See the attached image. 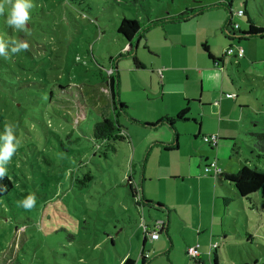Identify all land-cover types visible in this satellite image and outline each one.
<instances>
[{"label": "rangeland", "instance_id": "rangeland-1", "mask_svg": "<svg viewBox=\"0 0 264 264\" xmlns=\"http://www.w3.org/2000/svg\"><path fill=\"white\" fill-rule=\"evenodd\" d=\"M219 1L32 0L34 7L30 9L27 31L7 24L10 6H5L4 13L0 14V36L4 38L9 56L0 57V134L6 123L11 124L22 143L6 165L5 176L12 181L13 188L0 200V264H121L129 257L142 264L145 228L151 233L156 219L163 217L164 212L162 208L147 205L142 206V211L129 194L125 173L133 176V167L141 169L146 160L140 150L133 157L132 144H149L143 138L157 134L162 127L154 133L145 129L143 125L151 122L143 117L154 115L150 121L157 123L168 111L177 115L180 109H175L186 105L179 92L184 89L200 92L199 77L203 78L205 92L209 89L210 94L221 89L224 80L225 90H229L224 96L231 101L223 116L240 119L236 130L239 157L249 163L251 154L241 137L245 132L242 123L247 125L246 132L264 131V38L227 39L225 28L229 12L223 6H211ZM244 3L249 18L256 26L264 27V0H234L232 24L237 23L240 31L247 30L248 16L236 15L239 9L243 11ZM203 7L202 15L188 23L166 22L165 27H160L161 24L151 27L146 34L147 43L145 39L136 38L130 55L124 41L117 38V27L124 17L141 20L150 15L154 21L167 15L175 16L185 8ZM12 40L26 41L29 49L12 51L16 47ZM204 43L224 60L223 67L210 64L202 48ZM230 47L242 48L244 58L226 57L225 51ZM134 55L150 64L136 71ZM110 67L115 76L119 75L118 98L127 106V114L121 112L118 120L128 130L132 143L125 139L110 140V145L107 143L96 150L90 139L94 125L110 107L109 91L104 83ZM165 70L168 71L166 76L163 75ZM205 92L204 97L208 95ZM235 92L240 95L234 106ZM80 95L86 108L78 114L75 109L77 103H81ZM192 108L191 114L198 121L202 120L201 112L204 119L212 113L210 108L200 104L195 103ZM228 125L233 123H225L224 130ZM177 127L183 144L180 151L185 157L189 152L193 155L200 152L203 158H208L209 164L218 160L221 170L234 166L233 170L238 171L237 158L228 159L236 144L232 138L222 142L221 151L212 150L203 138H193L198 135V125L186 122L178 123ZM253 147L261 157L251 156L249 166L264 173V151L256 148V144ZM179 158L174 153L150 156L148 171L162 176L181 162ZM192 161L198 162L203 176V160L194 155ZM209 173L212 175H204L205 180L221 194L216 200V233L212 242L217 243L219 264H264V188L253 198L257 200L253 201L257 205L254 212L247 203L245 208L232 204L231 210L226 211L222 198L229 195L222 185L231 188L230 183L222 174L216 175L214 168ZM86 175L91 178L87 180ZM173 179L174 176L144 185L146 194L151 196L146 200L160 199L162 203L156 202L161 205L174 201ZM206 189L203 198L209 194ZM29 195L34 198L35 206L26 210L21 202ZM192 201L198 202L197 199ZM205 204L209 207L207 213H212L210 199ZM202 210L205 211L203 204ZM207 231L209 240V227ZM224 234L228 238H223ZM159 235L167 237L164 232ZM175 235L179 236L176 232ZM186 235L187 241L202 245V240L195 239L198 234ZM147 249L148 245L145 251ZM202 252H205L203 245ZM154 253L152 251L151 264H166L160 254ZM177 254L173 252L176 263L188 259V264H194L187 252ZM202 258L204 264H212L207 253Z\"/></svg>", "mask_w": 264, "mask_h": 264}, {"label": "crops", "instance_id": "crops-1", "mask_svg": "<svg viewBox=\"0 0 264 264\" xmlns=\"http://www.w3.org/2000/svg\"><path fill=\"white\" fill-rule=\"evenodd\" d=\"M202 13L196 17H200L202 15ZM166 17H169V16H166ZM166 17H164V18H166ZM229 18H231L230 15H229ZM166 22L162 23L159 26L165 27L164 24ZM186 23H188V22H186ZM155 26H157V25H155ZM146 43H147V41H146ZM148 49H149V47H148ZM150 49H151V47H150ZM150 49H149V51L152 54H154L152 52L153 50L151 49L152 50L151 51ZM209 49H210V47H209ZM204 53H206V52H204ZM157 54H159L160 56H163L162 53L157 52ZM159 55H157V57H159ZM206 56H207V54H206ZM139 60L143 64V68H140V69H145V65L150 64V62H146L145 59L139 58ZM208 61L210 62L209 58H208ZM224 64H225V62H224ZM167 72H168L167 70L163 71V75L166 76ZM199 78H200L201 83H202L201 91L197 92L196 90L184 89L183 91L179 92V95L186 102V105L181 104V106L178 107V109H175V107H174V109L176 111L179 109L181 111L182 109L188 107V113L186 115V118H187L186 120H176L172 127L169 125L171 128H173V130H174L173 132L168 127V125L165 123H159L158 125H155V126L143 125L145 129H150V130H152V132L158 130L160 127H162V129H160L157 132V134L143 138L144 141L145 142L147 141L149 144L141 143L138 146H135L134 142L132 144V146L134 147L133 153H132L133 157L138 150L142 151L146 156L145 166H143L144 168L142 167L141 169H138L136 166L133 167L134 168L133 169V176H134L133 179L140 185V188L142 189L141 193L143 194L144 199H146V198L151 199V196L146 194L144 185H146V186L152 185L154 180L167 179V178H171L173 176H174L173 181L175 183V186H173L172 194L174 193L173 195H175V193H176L174 201L172 200L171 203L166 204V205L163 203L164 207L162 208V211H161V212H164L163 217H159V219L157 221V222H159V224H161L164 227L161 231L164 232V235H166L167 237L166 238L165 237L164 238L159 237L156 240H153L150 238L152 241L148 240V238L147 239L144 238V241L142 244V249H141V254L142 253L149 254L150 258L145 260V262H142V264L143 263L144 264H151L150 259L152 257V251H155L154 254H160L161 255L160 258L165 260L166 264H188V262H189L188 259H187V261L182 260L181 263H178V260H177V263H176V257L173 256L174 251H176L178 254L181 252L186 253V252H188V248H191V247L196 245V244L194 245L193 240H190V241L186 240V238H187L186 234L187 233L192 234L193 236L195 234H198L199 237L197 236V237H195V239L196 240H202V245L205 247V252L203 253L202 252V245H199L200 246L199 247V251H200L199 260H200V262L195 263V261H193L194 264H204L205 261L202 258V255L206 254V253L209 255V259L211 260L212 264H214L213 263L214 258H216L218 261V255L217 254L215 257L216 250L211 253L209 247L217 244V243H212V242H214L213 237L215 236V233H216V219H215L214 214H215V210L217 207V201L216 200L218 199V196L221 194H219L217 192V188L214 185H210L207 182V180H205L204 170H203V176L201 175V173L199 171L200 168H199L198 162L192 161V158H194V155L199 156L203 160V164L206 166V164L207 165L209 164L208 158L207 157L203 158L201 156L200 152H197V153L195 152L194 155L192 152H189V156L185 157L183 155V153L180 151L181 149H183V144L181 145V140H182L181 135H180L178 129H176V128H178L177 127L178 123L192 122L194 125H198L199 126L198 135L193 136V138L195 140L198 137L202 139L203 136L217 134L220 138V142L218 143V145L215 148H217L218 151H221L222 145H223L222 142H229L233 139V141L237 145L236 130L239 128L238 125H240V119L238 117H233L232 115L228 116V117L223 116L224 110L229 107V104H230L229 101H231L230 99H227L224 96L225 92L229 93V90H225L224 80L222 79L223 84L221 85V89H217L216 91L213 92V94H210L211 91H209V89H208V91L205 92V89L203 88V78L202 77H199ZM169 80H170V77L167 78V81H169ZM203 91L205 93H208V95L204 97ZM239 93L235 92V94H237V95ZM197 94H200L199 98L197 97ZM174 101H175V99H174ZM237 101H238V98L233 100L232 103L234 104V106L237 105ZM195 103L200 104V106H202L204 108H210V111H212V113H209L210 116L208 118L204 119V115L201 112L200 114H202V120L198 121L197 118L195 117V115H193V113L191 114V112L194 111V109L192 108V105H194ZM240 109H241V107H240ZM215 112H217V113H215ZM165 116L174 117L175 115L173 116L171 114V111H168L165 114ZM222 116H223V119H221ZM153 117H154V115L149 116V117L144 116L143 119L147 120V122H151L150 124H154L155 122L150 121V120H152ZM191 118H193V119H191ZM141 122L143 123L144 121H141ZM229 122H232L233 125H228L227 128L224 130L225 123H229ZM242 124H243V126H245V129H243V130H245V132H246L247 125H244V123H242ZM163 129L165 130V132L163 131ZM241 132H243V131L241 130ZM127 134H128L129 142L131 141V143H132V139H131V136L129 135L128 130H127ZM244 136H245V133L241 137L244 138ZM151 137L157 138L158 140L157 139H149ZM228 138H232V139H228ZM245 143L247 145V142H245ZM211 149L213 150L212 147H211ZM159 153H166L168 155H170L171 153L177 154L180 157L179 160L181 162L179 163V161H178L177 163H175L174 166H172V168L169 169V171H168L169 173H164L162 176H159L158 173H149L148 168H149L150 156L155 157V155H157ZM239 156H240V154L238 155V158H237L238 163H239V161H242ZM138 158L141 159L142 157L139 155ZM228 159H229V161H231L232 157H229ZM248 159H249V163H250L251 162L250 157H248ZM221 160L223 163V158H221ZM171 161H170V163H171ZM217 161H216V165H217ZM242 162L248 163L246 161V159H243ZM249 163L247 165H249ZM196 166H197V168H196ZM205 166H204V168H205ZM233 167L234 166L228 167L229 169L223 170V171L224 172L225 171L235 172L233 170ZM125 175H128V173H125ZM138 178H140L139 181L137 180ZM189 179H192V181L189 182L188 181ZM206 182H207V185H205ZM222 186H223V188L224 187L228 188V190L230 189L229 191L233 190V186L231 183H230L231 188L227 185H224V184ZM206 188L209 189V194H208V196H206L207 199L203 198V190L205 192H207ZM226 192H227V190H226ZM195 195L197 196V198L195 197ZM225 196L227 197V195H225ZM226 197H224V198H226ZM193 199H197L198 202H193L192 201ZM208 199H210V201H211V207L212 208L210 210L213 211L212 213L210 212L209 214L207 213V209L209 207L207 204H205L206 201H208ZM152 200H155L154 202L157 201V202L162 203V201L160 199L154 198ZM202 204L205 206L204 212L202 210ZM182 210H185V212H187L189 215H185ZM228 211H230V208ZM207 227H209L211 230V235H210L211 238H209V240H208L209 236H206L209 232V231H207ZM175 232L179 236H176ZM226 237L227 236L224 234L223 238H226ZM178 238H180L179 242H177ZM147 241H149L151 248L149 247V244H147L148 243ZM147 245H148V249H147V251H145V247ZM179 248H180V251H179ZM178 254H177V256H178ZM163 255H165V256H163ZM140 259L143 260V258L141 256H140ZM152 261H153V259H152ZM135 262H136L135 264H137V260H135ZM158 264H164V263L159 262Z\"/></svg>", "mask_w": 264, "mask_h": 264}, {"label": "trees", "instance_id": "trees-1", "mask_svg": "<svg viewBox=\"0 0 264 264\" xmlns=\"http://www.w3.org/2000/svg\"><path fill=\"white\" fill-rule=\"evenodd\" d=\"M233 2H234V0H220L219 3L211 5V6H223L224 8L227 9V11L229 12V15H231L230 16L231 18H229L227 26L225 28V31H226L225 37L229 40H233V39H235V37H237L238 40H245L250 35H253V36L255 35V36H258L260 38H264V27L256 26L255 23L252 21L253 19L251 17L249 18V16H248L249 12H248V9L246 7V3H244V9L242 11L243 14L241 15V17H243L244 15L248 16L249 26H248L246 31H240L239 30L240 28L234 29L233 26L236 23L232 24V20H231V19H233V13H232V9H231ZM182 10H183L182 12H180L179 14H176L175 16L160 18V19H156L154 21L151 20L150 15H148V16L146 15V17L142 18L141 20L138 18L128 19V18L124 17L120 21V23L117 27V34H118L117 38L120 39L121 41L122 40L124 41L123 44H124V48H126L127 55L131 54V51L133 49V43H134V40L136 38H138V40L145 39L147 41L146 34L150 31L151 27H154L155 25L162 24L166 21L172 22V23L173 22H176V23L189 22L191 19L200 15L205 10V8L204 7L200 8V9L185 8ZM145 20H147V21H145ZM18 41L20 42V40H18ZM144 46L146 49H148V46L146 44ZM202 48H203L204 52H206L207 57L209 58L211 65H213L215 67H223L224 66V60L222 58H219L216 55H214V53H212V51H210L207 43H204L202 45ZM137 50H138V44H137L136 48L134 49L135 54H136ZM225 56L229 57V55H227V54H225ZM233 57H235V56H233ZM111 61H112V59H111ZM133 66H134L135 70L143 68V64L140 62L139 58L136 55L133 56ZM107 75H108L107 76L108 79L104 83L108 87V89H106V88L105 89L107 91H109L110 107H108L107 110L103 111L102 119L100 121H98L93 127V131H92L90 140L94 142V145L96 146V150H101V148L107 143H108V145H110L109 144L110 140H121V141H123L124 139L126 141L128 140L127 129L123 128V125L121 124L122 125L121 126L119 123V120H118L121 112L127 114V106L123 102H121L118 98L117 92H118V85H119V75L118 74H117V76L114 75L113 67H110L109 71L107 72ZM101 88H102V86H100V89ZM239 94L238 95L236 94L235 98H239ZM80 97H81V103H77V109H75V111L77 110L76 113H78V114L83 113L84 108H86L85 100H83L81 95H80ZM79 107H83V108L80 109ZM119 109H120V111H119ZM117 111H119V112H117ZM187 113H188V107L182 109L174 117L165 116V117L161 118L160 121H158L155 124L145 123L144 125L155 126V125H158L159 123H165V124L170 125L172 127L176 120H186L187 119L186 118ZM244 133H245V136L243 139L245 140V142H247V147L250 149V154H251L250 158H251V156H254V158L255 157L256 158L261 157V154L257 153L256 149L253 147V144H256V148H258L260 151L261 150H262V152L264 151V131L262 130L261 133H255V132H251V131L244 132ZM215 135H217V134H215ZM253 138H254V140H253L254 143L251 142V140ZM219 142H220V138H219L218 143ZM209 146L212 148L216 147V146H213L210 144H209ZM239 152H240L239 147L235 144L233 147V152H232L233 154L231 157L232 158H238V155L240 154ZM96 153H97V151H96ZM104 155L106 156L107 153H104ZM221 174L233 186V190H231V191H229L230 189L228 190V188L224 187L227 190V193L229 195V196H227L228 198L226 197V198L222 199L225 210L228 211L230 208V205L235 204V203H238L240 206L245 208L246 207L245 203H247L250 205V209L254 212L257 209V205L254 204L253 201L256 202L257 200H254L253 198L258 197L260 191L263 190V188H264V173H260L256 170L252 169L246 163L239 161L238 171H235V172H230V171L224 172V171H222ZM208 175H212V174L209 173ZM133 177L134 176H132V175H127L125 185H127L129 194L135 200L136 204L141 206L142 211L144 209L142 206L145 207L146 205L148 207H151V208L155 207L158 210L163 208L164 206L157 203V202H153V201H149V200L144 199L143 194L141 193L142 189L140 188V185L133 179ZM90 178H91V176L86 175L87 180H89ZM5 187H6V190H4ZM12 188H13L12 181L7 176H4L2 179H0V200L4 196H6ZM155 204L157 206H155ZM156 220L158 221V219H156ZM155 227L156 228H154L153 231L157 230V226H155ZM246 228L248 229V225L246 226ZM162 229L163 228H159L157 231L159 233H161ZM146 234L147 233H145V235ZM248 236L250 238H252V235L250 233ZM226 238H228V237H226ZM215 250H216V248H213V249L211 248L210 252L212 253V251H215ZM215 257H216V253H215ZM142 258H143L142 262H145V260H147L144 255ZM199 258H200V256H198L197 258H192V259L195 261V263H199L200 262ZM135 263H136L135 260L130 258V257L125 258L121 262V264H135ZM213 263L219 264V260L217 261V259L214 258Z\"/></svg>", "mask_w": 264, "mask_h": 264}, {"label": "clouds", "instance_id": "clouds-1", "mask_svg": "<svg viewBox=\"0 0 264 264\" xmlns=\"http://www.w3.org/2000/svg\"><path fill=\"white\" fill-rule=\"evenodd\" d=\"M5 6H10V13H9L7 21H6L7 24L10 27H13L14 29L27 31L26 24L30 20V9H32L34 7L32 0H0V14L4 13ZM240 18H241V16H240ZM239 28H240V26H239ZM235 38H237V37H235ZM12 42L16 45V47H14L12 49V51H14V52L17 49H27V50L29 49V44L26 41L25 42H19L16 40H12ZM5 48H6V44H5L4 38H3V36H0V57H8L9 56V53H7L5 51ZM230 48H233V47H230ZM217 75H219V73H217ZM0 141H2V144H0V179H2L6 175V172H7L6 165L10 162L11 157L17 151V149L21 145L22 141H21V139L17 138V136L15 135L14 126L11 124H7V123L5 124V129H4L3 134H0ZM217 168H218V166H217ZM218 169H220V168H218ZM222 171L223 170H221V173H222ZM221 173H219L217 175H221ZM204 174L207 176L209 173L206 174L204 171ZM4 190H6V187ZM21 203L26 210L32 209L35 206V200L31 195H29V197H27ZM145 233L146 232H144V238L147 239V237L149 235L148 234L145 235ZM147 233H149L148 229H147ZM159 237H160V235L158 236V238ZM216 247L217 246L214 245V247H211V248L213 249ZM189 249L190 248H188V250ZM143 255L146 257V259L150 258L149 254L142 253L141 256L143 257ZM199 256H200V251H199Z\"/></svg>", "mask_w": 264, "mask_h": 264}, {"label": "built area", "instance_id": "built-area-1", "mask_svg": "<svg viewBox=\"0 0 264 264\" xmlns=\"http://www.w3.org/2000/svg\"><path fill=\"white\" fill-rule=\"evenodd\" d=\"M243 14L242 10H239L236 12V15L238 17H240L241 15ZM234 28L235 29H238L239 26L237 24L234 25ZM225 53L227 55H230V56H235L237 58H242L244 56V52L242 50V48L238 47V49L236 48H229L225 51ZM203 141L210 144V145H213V146H216L218 144V141H219V136L218 135H207V136H203ZM214 168L215 169V174H219L221 173V170L217 168V165H216V161H213L212 163H210L208 166L205 167L204 171L205 173H209L210 170ZM163 224V223H162ZM157 226V230L159 228H163V226L161 224H159V222L156 224ZM156 228V227H155ZM155 230V231H151V233H147V229L145 228V232L150 236L151 239L155 240L158 238V234L159 232ZM199 245H195L194 247L190 248L188 250V256L191 257V258H197L199 256Z\"/></svg>", "mask_w": 264, "mask_h": 264}, {"label": "water", "instance_id": "water-1", "mask_svg": "<svg viewBox=\"0 0 264 264\" xmlns=\"http://www.w3.org/2000/svg\"><path fill=\"white\" fill-rule=\"evenodd\" d=\"M250 36H253V35H250ZM255 36V35H254Z\"/></svg>", "mask_w": 264, "mask_h": 264}]
</instances>
